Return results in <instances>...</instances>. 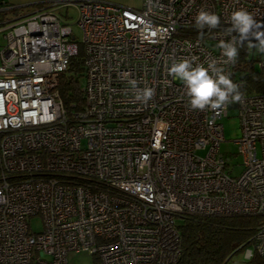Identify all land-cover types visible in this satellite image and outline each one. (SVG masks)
I'll return each mask as SVG.
<instances>
[{
	"label": "built area",
	"instance_id": "obj_1",
	"mask_svg": "<svg viewBox=\"0 0 264 264\" xmlns=\"http://www.w3.org/2000/svg\"><path fill=\"white\" fill-rule=\"evenodd\" d=\"M58 3L76 8L79 41ZM12 7L0 3V12ZM239 9L264 29V0H64L1 24L0 264H67L79 251L100 264H177L186 215L259 216L253 249L264 259V93L193 110L168 72L183 59L216 62L241 85L218 47L238 36L229 29ZM201 10L220 25L199 29ZM79 46L84 104L68 114L58 86ZM144 88L155 91L147 103L136 98ZM231 109L239 176L219 153Z\"/></svg>",
	"mask_w": 264,
	"mask_h": 264
},
{
	"label": "trees",
	"instance_id": "obj_2",
	"mask_svg": "<svg viewBox=\"0 0 264 264\" xmlns=\"http://www.w3.org/2000/svg\"><path fill=\"white\" fill-rule=\"evenodd\" d=\"M37 6L40 9L46 7L45 4ZM27 8L13 6L0 12V16L4 18L7 14L14 15ZM250 43L254 41L238 45L240 51L234 63V75L242 80L240 92L264 93V69L255 68L257 59L250 57ZM82 62L83 52L79 46L78 54L60 76L58 90L68 114L83 108L84 96L80 84L84 76ZM179 221L180 254L177 264H227L233 254L253 246V237L261 218L255 215H186ZM92 258V264H100L95 255ZM247 264H264V259L254 250Z\"/></svg>",
	"mask_w": 264,
	"mask_h": 264
},
{
	"label": "clouds",
	"instance_id": "obj_3",
	"mask_svg": "<svg viewBox=\"0 0 264 264\" xmlns=\"http://www.w3.org/2000/svg\"><path fill=\"white\" fill-rule=\"evenodd\" d=\"M196 26L203 29L217 28L221 18L215 13L201 10L195 17ZM230 32L238 34L230 40H221L218 47L222 50L225 63H235L239 57V47L245 41H254L250 47H255L264 54V29L251 13L245 9L235 10L230 16ZM173 79L183 83L187 89L191 109L203 111L206 108L217 109L230 101L239 102L242 99L241 85L234 83L230 74L216 66V62L209 63L208 67L194 63V60L183 59L173 63L168 69ZM135 81H132L135 87ZM155 91L152 88L138 89L136 98L147 103L153 98Z\"/></svg>",
	"mask_w": 264,
	"mask_h": 264
},
{
	"label": "rangeland",
	"instance_id": "obj_4",
	"mask_svg": "<svg viewBox=\"0 0 264 264\" xmlns=\"http://www.w3.org/2000/svg\"><path fill=\"white\" fill-rule=\"evenodd\" d=\"M55 13L60 17L61 21L67 24L75 40L79 41L81 39V31L77 26L78 12L73 6H63L58 3L54 6ZM2 27L0 26V29ZM6 44L3 33L0 32V48ZM261 53L255 48L250 47V57L257 59L255 62V68L259 70L258 59L261 57ZM238 78V75L236 76ZM81 87L84 85V76L80 81ZM223 141L219 145V153L228 159V166L225 169L226 173H230L232 176H239L242 172V156L238 151V141L241 137L240 131V121L238 118L237 110L231 109L228 111L227 117L221 120ZM178 220V224H179ZM30 229L34 232H39L42 229L41 219L38 216L31 218ZM251 254L254 252L253 246H248L247 248L236 252L228 260L227 264H247L250 258H247L245 254L248 252ZM92 255L87 251L71 252L67 256V264H92Z\"/></svg>",
	"mask_w": 264,
	"mask_h": 264
},
{
	"label": "crops",
	"instance_id": "obj_5",
	"mask_svg": "<svg viewBox=\"0 0 264 264\" xmlns=\"http://www.w3.org/2000/svg\"><path fill=\"white\" fill-rule=\"evenodd\" d=\"M59 2L64 0H0L1 5H13V6H28L27 9H24L21 12L16 14H7L4 18L0 16V26L3 23H9L16 20H19L33 12L40 10L37 5L45 4L46 7H49L53 2ZM111 3L123 5L131 8H140L142 0H108ZM55 11V8H52Z\"/></svg>",
	"mask_w": 264,
	"mask_h": 264
}]
</instances>
